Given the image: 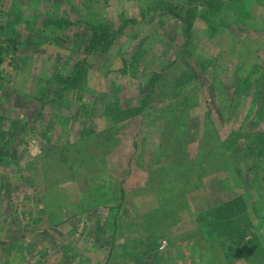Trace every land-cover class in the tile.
<instances>
[{"label":"rangeland","instance_id":"374dc122","mask_svg":"<svg viewBox=\"0 0 264 264\" xmlns=\"http://www.w3.org/2000/svg\"><path fill=\"white\" fill-rule=\"evenodd\" d=\"M0 264H264V0H0Z\"/></svg>","mask_w":264,"mask_h":264},{"label":"trees","instance_id":"16d2710c","mask_svg":"<svg viewBox=\"0 0 264 264\" xmlns=\"http://www.w3.org/2000/svg\"><path fill=\"white\" fill-rule=\"evenodd\" d=\"M108 28H102L101 26L94 25L92 29L91 39L89 40V44H86V53H94L101 52L107 46V37L109 36ZM187 97L181 98L179 103L183 104V106H187ZM178 103V102H177ZM183 148V147H182ZM181 149V148H180ZM236 203V202H234Z\"/></svg>","mask_w":264,"mask_h":264}]
</instances>
